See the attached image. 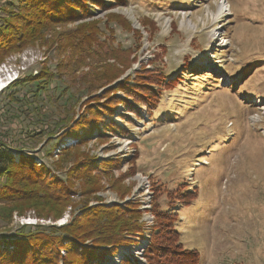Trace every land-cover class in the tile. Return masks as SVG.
I'll return each instance as SVG.
<instances>
[{
    "label": "rangeland",
    "instance_id": "rangeland-1",
    "mask_svg": "<svg viewBox=\"0 0 264 264\" xmlns=\"http://www.w3.org/2000/svg\"><path fill=\"white\" fill-rule=\"evenodd\" d=\"M125 1L101 8L89 4L88 16L57 24L39 40L42 43L5 57L0 63V144H7L16 158V148L10 145L52 167L61 147L76 141L50 138L51 130L64 132L97 97L103 104L110 102L109 88L117 80L93 90L83 75L87 64L103 70L105 51L96 56L78 50L67 54L69 47L63 52L59 47L72 41L64 38L65 28L97 20L102 35L108 29L113 34V47L131 52L125 55L129 68L118 79H139L136 72L147 74L155 64L179 81L163 91L148 112L141 107L137 115L117 102L112 120L121 132L77 142L99 160L112 159L113 175L101 176L99 192L90 195L82 191L89 182L75 179L73 202H138L148 227L153 223L152 188H173L185 180L197 194L188 206L176 207L182 246L199 251V264H264V0ZM108 14L114 21L104 25ZM81 57L78 70L66 69L76 68L74 62ZM121 61L126 62L124 55L115 60L119 68ZM37 72L50 79L39 94L29 81L9 87L12 80ZM114 92L123 98L121 89ZM51 143H57L56 149L45 154ZM66 164L64 160L61 166ZM164 197L159 196L162 207ZM3 211L0 205V232L21 222H52L36 218L32 209L22 216ZM69 212L70 206L55 222H66ZM141 242L119 248L109 261L117 263L123 254L141 259L146 240Z\"/></svg>",
    "mask_w": 264,
    "mask_h": 264
},
{
    "label": "trees",
    "instance_id": "trees-1",
    "mask_svg": "<svg viewBox=\"0 0 264 264\" xmlns=\"http://www.w3.org/2000/svg\"><path fill=\"white\" fill-rule=\"evenodd\" d=\"M125 2V0H109V3L104 0H11L0 6L3 13L0 15V63L13 51H19L42 40L57 24L88 16L89 4L101 8L110 3L112 5ZM112 17V14L106 15L104 25L114 21ZM62 33L65 39L72 41L59 46L61 52L63 47L70 48L67 54L78 50L83 54L91 51V54L96 56L97 51H105L102 58L107 63L102 71L96 70L98 67L96 65H86L89 69L84 71L83 75L90 81L88 86L92 85L93 90L100 89L117 80L116 86L112 90L109 88V103L103 104L101 98L97 97L89 103L88 111H83L75 118L76 120L74 119V124L68 123L64 126V132L58 134L51 130L53 134L48 136L50 138L56 135L57 138L71 137L76 141V145L67 143L61 147L56 160L51 161L52 167L23 153L20 146L9 144L16 148V158L14 153L6 150L7 144H0V205L3 212L7 211L9 216L13 212L22 216L28 209H32L36 218L52 221L21 222L14 229L0 232V264H199L201 254L194 247L182 246L177 228L180 216L176 207L188 206L197 194L196 188H189L185 180L177 182L173 188L163 185L152 188L153 223L148 227L142 219L138 202L94 205L84 202L77 205L71 199L77 191L74 188L75 179L85 178L87 185L89 182L90 185L82 191L90 195L99 192L100 186L97 182L101 176L109 179V174L113 175L109 172L112 159L99 160L97 155L81 150L78 143L82 140L85 143L89 136L108 134L107 131L121 132L120 126L112 120L117 102L137 115L141 107L148 112L157 106L163 91L173 88L179 79L168 78L163 68L155 64L147 74L141 75V72H136L139 79L133 81L130 78L118 79L129 68V60L125 55H130L131 52L113 47L115 45L113 34L108 29V32L102 35L97 20L80 22L73 27L65 28ZM133 33L139 36L138 32ZM119 55H124L126 59V62L121 61L120 68L115 64ZM110 59L113 62L109 63ZM74 63L76 68L69 69L67 66L66 69L70 72L78 70L83 63V57L77 61L78 64ZM41 72L48 74L43 70ZM27 81L35 87L34 93L39 94L50 79L44 80L37 72L21 80H12L9 87ZM116 89L122 90L123 98L115 96ZM11 96V99H17L14 95ZM55 144L51 143L48 148L43 149L45 154H52L56 149ZM64 160L68 166L67 164L61 166ZM161 194H165L164 207L159 201ZM68 206H70L68 220L63 224H57L55 220L62 216ZM144 239L146 243L141 246V259L138 260L132 254H123L117 263L109 261L110 257L118 253L119 248L141 244Z\"/></svg>",
    "mask_w": 264,
    "mask_h": 264
},
{
    "label": "bare ground",
    "instance_id": "bare-ground-1",
    "mask_svg": "<svg viewBox=\"0 0 264 264\" xmlns=\"http://www.w3.org/2000/svg\"><path fill=\"white\" fill-rule=\"evenodd\" d=\"M3 86V82H0V88Z\"/></svg>",
    "mask_w": 264,
    "mask_h": 264
},
{
    "label": "water",
    "instance_id": "water-1",
    "mask_svg": "<svg viewBox=\"0 0 264 264\" xmlns=\"http://www.w3.org/2000/svg\"><path fill=\"white\" fill-rule=\"evenodd\" d=\"M62 222L58 223V224H61Z\"/></svg>",
    "mask_w": 264,
    "mask_h": 264
}]
</instances>
